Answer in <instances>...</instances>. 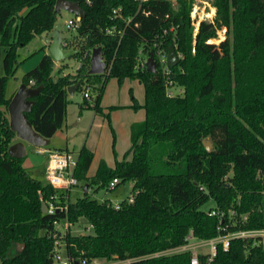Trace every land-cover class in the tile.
I'll use <instances>...</instances> for the list:
<instances>
[{"label": "trees", "instance_id": "obj_1", "mask_svg": "<svg viewBox=\"0 0 264 264\" xmlns=\"http://www.w3.org/2000/svg\"><path fill=\"white\" fill-rule=\"evenodd\" d=\"M55 1L0 0V264H53V242L46 233L58 216L41 213L40 195L45 200L55 190L23 166L24 158L6 153L15 136L7 118L12 95L6 96V84L19 65L18 49L53 31ZM68 1L83 10L74 32L85 45L74 58L84 52L86 57L75 74L62 75L59 69L53 75L54 60L45 54L23 75L21 84L40 88L26 114L33 130L48 140L54 136L64 123L66 88L74 84L75 92L85 82L94 85L92 99H83L80 109L96 114L103 113L100 100L110 79L137 80L144 92L142 104L131 98L128 106L143 110L144 117L130 124V147L122 160L112 167L101 160L88 176L93 154L85 147L77 153L74 176L87 189L81 198L68 200L67 218L71 225L87 227L67 235L68 255L189 264V253L142 257L182 245L190 231L198 239L214 238L221 223L208 216L211 208L225 218L230 210L248 214L237 229L264 228V0H211L214 17L201 20L196 32L190 18L193 0H175L176 5L172 0ZM112 27L114 33L106 34ZM223 28L219 42L217 32ZM171 45L181 58L164 74L157 51L166 53ZM95 48L106 71L90 75ZM148 53L156 73L146 69ZM169 82L182 94L169 96ZM113 179L117 186H132V202L121 201L117 210L109 199L88 195L91 188L109 191ZM209 202L213 207L204 210ZM212 264H264V250L235 239L227 251L217 247Z\"/></svg>", "mask_w": 264, "mask_h": 264}, {"label": "rangeland", "instance_id": "obj_2", "mask_svg": "<svg viewBox=\"0 0 264 264\" xmlns=\"http://www.w3.org/2000/svg\"><path fill=\"white\" fill-rule=\"evenodd\" d=\"M172 1L176 5V1ZM211 2V0L192 1L190 18L193 22V25H196V23L200 22L201 20H212L215 14V8L212 6ZM192 12H195L193 19L191 16ZM71 18L72 14L62 10L60 14L57 15L53 29L60 32L62 39L61 48L65 51L78 50L85 45L84 40L81 37H77L75 32L69 31L65 28V23ZM225 31L226 30L223 28L217 32L216 39L219 42L224 39ZM52 32L35 36L27 45L18 49L17 54L19 65L13 77L7 81V97L11 96L12 93H14L19 87L23 75L38 64L43 55L46 54L45 52L48 54L47 47L51 42ZM218 44L214 46L217 47ZM177 56L181 58L178 53ZM83 60L84 59L80 57H73L66 61H62V64L54 62V70L52 74H56L57 70L61 69L62 75H73L79 69L78 64L82 63ZM54 79H56V77H54ZM84 85L87 86V82H85ZM93 87V84L89 85L92 96ZM171 90L180 94L183 92V89L176 85L171 86ZM143 95V86L137 80L124 79L121 83H117L115 79H110L107 82L100 100V106L103 113L95 114L94 110L91 108H86L83 106L82 109H80V105L83 102L82 91L80 90L74 92L73 96L67 97L68 103L65 108V119L62 127L49 140V144L45 148L56 150L69 147V149H73L75 156L77 155L79 149L83 146L91 149V151L95 153L96 158L91 164L88 173L89 175L93 174L96 168L97 158L105 161L107 165L113 166L116 160H122L124 154L130 147L129 128L124 132L122 130V125H124L125 121L130 116L133 118L139 117L141 120L143 119L142 110L139 109L133 112V110L127 106L131 105V98H134L138 104H142ZM14 140L15 136L13 138V142ZM35 150L36 149L34 147L29 145L26 147V156L24 157L23 164L33 170V173L38 180H40L42 183H45L43 175L39 172H36V170H40V168L45 163L46 158L45 155H41ZM33 166L35 168H31ZM83 186L84 183L79 182L78 186L71 190L69 194L70 202H74L75 199L81 198L83 196ZM131 188L132 187L130 183L119 184L112 191H105L103 189L94 190L91 188L88 191V195L96 200L109 199L112 202H117V200L129 196L131 194ZM210 207H213L211 202L207 203L203 209L207 210ZM86 227V225H82V222H79L78 224L73 225L72 229L81 231Z\"/></svg>", "mask_w": 264, "mask_h": 264}, {"label": "built area", "instance_id": "obj_3", "mask_svg": "<svg viewBox=\"0 0 264 264\" xmlns=\"http://www.w3.org/2000/svg\"><path fill=\"white\" fill-rule=\"evenodd\" d=\"M135 1L142 3L148 0ZM113 12L115 13V10ZM194 13L195 12H192L191 14L192 19L194 18ZM80 21L81 19L77 15L72 14V18L65 23V28L74 32L80 26ZM198 25L199 22H197L196 25H193L194 32L197 31ZM105 33L108 35L113 34L114 27L107 28ZM118 33L121 34L122 32L118 31ZM85 57L86 52L83 53L82 59ZM157 60L162 72L164 74L167 73L168 68L166 66V53L164 50L157 51ZM80 66L81 63L78 64V68H80ZM171 86L173 85L171 82H169L166 87V91L169 96H177L182 94L173 92L171 90ZM82 95L83 99L87 101L92 99V94L88 85L82 86ZM42 152L47 156L46 165L43 172L45 184L53 188L55 192L45 200L42 199V196L40 195V200L46 205V215L58 216L52 221V229L46 233L53 242L51 250L53 264H129L132 262L130 259H87L85 257L74 258L68 255V245L66 244L67 235H75L84 231L73 230V225L69 223L67 218L69 193L79 184L78 180L74 176V170L77 165V155L75 156L72 152L63 150H44ZM117 184L118 179H113L109 183L108 190H114V188L117 187ZM132 198L133 197L130 194L123 199L117 200V202H112L111 200L110 202L113 208L117 210L120 208L121 201L126 200L127 202H132ZM207 214L210 217H216L221 223V225L217 227L218 232L214 238L208 240L198 239L193 235L192 231H190L186 235L185 242L182 245L160 252H155L142 258H154L160 256H170L173 254L189 253V264H212L217 252V247L221 246L222 250L227 251L229 249L230 241L235 239L245 240L249 245L258 246L264 250V228H235L237 223H240V226L248 220V214L238 216L235 210H230L227 213V218H225V213L218 211L215 208L209 209ZM224 219H227L226 223L222 224ZM88 228L90 229V227ZM86 231H88V229H86ZM200 257H202V260Z\"/></svg>", "mask_w": 264, "mask_h": 264}, {"label": "water", "instance_id": "obj_4", "mask_svg": "<svg viewBox=\"0 0 264 264\" xmlns=\"http://www.w3.org/2000/svg\"><path fill=\"white\" fill-rule=\"evenodd\" d=\"M62 10L70 14L77 15L80 19L83 17L82 7L77 2L56 0L54 11L58 15ZM61 42L62 39L60 32L53 30L52 39L48 46V52L54 61H65L78 54L79 50H63L61 48ZM179 62L180 58L177 56L174 46H169L166 52L167 68H173L174 66L178 65ZM145 66L148 72H157V65L152 53H148ZM105 67V63L101 59L100 48L93 49L90 56V66L88 73L90 75L103 74L105 72ZM54 81H56V79H54ZM77 87L78 84L67 87V94L73 96ZM39 93V87L31 88L24 84H20L10 99V102L7 106L9 129L14 133L16 140L7 148L6 151L7 155L11 158H24L26 156V145L35 148H43L49 144L48 139L43 138L33 130L26 116V114L30 112L33 104L30 99L37 96ZM203 146L206 151L211 150V143L209 141H203ZM86 189L87 186L84 185L83 192H85ZM46 210L45 203L41 202V213L45 214Z\"/></svg>", "mask_w": 264, "mask_h": 264}, {"label": "crops", "instance_id": "obj_5", "mask_svg": "<svg viewBox=\"0 0 264 264\" xmlns=\"http://www.w3.org/2000/svg\"><path fill=\"white\" fill-rule=\"evenodd\" d=\"M61 36V35H60ZM47 49H48V47H47ZM46 54H47V52H45ZM48 54H49V52H48ZM66 61V60H65ZM55 63H59V64H62V61H60V62H56V61H54ZM21 84V83H20ZM20 86V85H19ZM17 90V89H16ZM15 90V91H16ZM15 93V92H14ZM14 93H12V95L14 94ZM68 96H70V95H68ZM129 106V105H128ZM127 106V107H128ZM103 109H105V108H103ZM141 110V109H140ZM110 111V110H109ZM143 111V110H142ZM96 114V113H95ZM143 117H144V112H143ZM138 120H141L139 117L138 118H133L132 116H130L126 121H125V123H124V125H122V130L125 132V130L127 129L128 130V128H129V126H130V124L132 123V122H138ZM51 139V138H50ZM49 139V140H50ZM15 141V140H14ZM28 145H26V147H27ZM32 147V146H31ZM83 147H85V146H83ZM35 148V147H34ZM82 148V147H81ZM80 148V149H81ZM86 148V147H85ZM36 150L35 151H37L39 154H41V155H45V158H47V156H46V154H44L42 151H44V150H50V149H48V148H45V147H43V148H35ZM79 149V150H80ZM86 149H88L90 152H92V154H93V160H92V162L94 161V159L96 158L95 157V153L93 152V151H91V149H89V148H86ZM56 150H67V151H69V152H74L73 151V149H69V147H65L64 149H56ZM78 153V152H77ZM74 154V153H73ZM101 161V159H99V158H97L96 159V168H97V166H98V163ZM25 163V162H24ZM45 165H46V159H45V163L43 164V166L40 168V170H36V172H39V173H41L42 175H43V172H44V168H45ZM23 166L27 169V170H30L29 172L31 173L32 172V174H33V176H35L34 175V173H33V170L32 169H30V168H28V167H26L24 164H23ZM108 166H110V165H108ZM91 167V166H90ZM110 167H112V166H110ZM31 168H35L34 166L33 167H31ZM96 168H95V170H94V172H93V174H91V175H89L88 174V176H92V175H94V173H95V171H96ZM90 170V169H89ZM88 173H89V171H88ZM132 187V186H131ZM70 194V193H69Z\"/></svg>", "mask_w": 264, "mask_h": 264}, {"label": "bare ground", "instance_id": "obj_6", "mask_svg": "<svg viewBox=\"0 0 264 264\" xmlns=\"http://www.w3.org/2000/svg\"><path fill=\"white\" fill-rule=\"evenodd\" d=\"M214 10V9H213Z\"/></svg>", "mask_w": 264, "mask_h": 264}]
</instances>
